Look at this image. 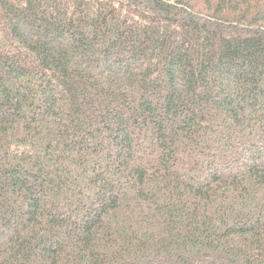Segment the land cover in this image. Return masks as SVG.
Masks as SVG:
<instances>
[{"label": "trees", "instance_id": "trees-1", "mask_svg": "<svg viewBox=\"0 0 264 264\" xmlns=\"http://www.w3.org/2000/svg\"><path fill=\"white\" fill-rule=\"evenodd\" d=\"M0 264H264V0H0Z\"/></svg>", "mask_w": 264, "mask_h": 264}]
</instances>
